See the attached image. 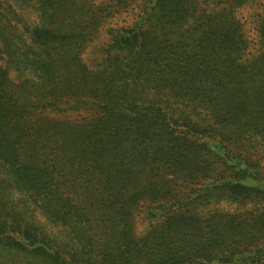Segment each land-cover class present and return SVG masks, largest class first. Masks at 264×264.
Returning a JSON list of instances; mask_svg holds the SVG:
<instances>
[{"label":"trees","instance_id":"trees-1","mask_svg":"<svg viewBox=\"0 0 264 264\" xmlns=\"http://www.w3.org/2000/svg\"><path fill=\"white\" fill-rule=\"evenodd\" d=\"M64 1L47 0L29 30L33 41L59 43L54 63L77 59L80 28L90 27L72 26ZM134 1L135 22L108 30L105 53L118 57L99 77L52 67L49 84L79 90L71 103L17 95L0 81L3 146L25 153L1 160L23 197L63 227L65 243L0 198V264H264V211L196 213L210 201L264 202V16L248 64L236 18L259 0ZM75 106L95 117L68 127L36 115ZM199 110L203 123L192 118ZM138 207L150 227L125 243Z\"/></svg>","mask_w":264,"mask_h":264},{"label":"rangeland","instance_id":"rangeland-1","mask_svg":"<svg viewBox=\"0 0 264 264\" xmlns=\"http://www.w3.org/2000/svg\"><path fill=\"white\" fill-rule=\"evenodd\" d=\"M47 0H0V81L12 85L17 95L19 93H28L35 97L40 93L46 92L54 97L55 95L64 96V101L72 102L74 95H78V89L68 92L70 88L63 90L60 85L52 86L49 79L52 67H73L72 72L82 73L88 80L99 77L104 67L113 64L115 57H118L112 51L105 53L109 43L110 32L108 30H117L119 28L129 27L138 17L139 1L134 0H65L63 5L70 8L69 16L72 26L81 27V22L90 25L87 30L81 29V47L77 59L61 63H54L49 58H59L60 53L64 51L59 47V43L45 38L33 41L29 30L31 24L38 21L39 10L47 4ZM53 8L56 4H50ZM264 16V0H259L254 7H243L236 11V18L241 26V31L247 43L244 56L240 64H248L254 61L260 52V42L256 34L255 21ZM47 17V16H46ZM55 18V16H54ZM2 31V32H1ZM7 82V83H6ZM77 90V91H76ZM35 102V100H32ZM71 104L67 105L70 108ZM62 108V109H63ZM74 109V110H73ZM192 118L203 123L204 116L197 111ZM36 115H45L54 120L62 121L68 127L82 125L83 121L91 120L95 117L94 112L87 108H72L65 114L49 111H36ZM6 129L4 123L0 122V198H7L14 203L18 209L29 216L38 219L44 224L46 235L62 243L63 227L55 223L46 221L40 214L31 199L24 198L16 184V175L14 170H7V165L1 160V157H7L6 152H11L13 158H22L24 151H17V148H11L5 151L7 142L5 139L8 132L3 134ZM11 140V138H10ZM20 154V157L17 156ZM17 161L12 162L13 164ZM31 195V194H30ZM254 213L264 211V202L262 205L245 201L240 205L229 200L210 201L207 205L197 208L196 213L200 217H209L215 213ZM150 227L144 208H137L131 212L130 229H125V243H132L143 239Z\"/></svg>","mask_w":264,"mask_h":264}]
</instances>
